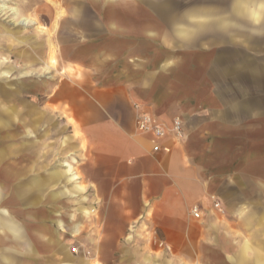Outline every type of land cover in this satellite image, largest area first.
<instances>
[{"label":"crops","instance_id":"1","mask_svg":"<svg viewBox=\"0 0 264 264\" xmlns=\"http://www.w3.org/2000/svg\"><path fill=\"white\" fill-rule=\"evenodd\" d=\"M70 4L79 8L59 31L70 72L60 65L47 102L66 120L72 140L63 142L73 141L78 160L59 159L47 177L26 178L22 168L21 191L8 192L15 172L0 170V264L130 260L109 246L137 241L142 224L172 248L173 264H264V0ZM0 34L17 32L0 23ZM41 51L21 54L39 61ZM9 62L0 58V162L17 158L14 140L30 146L29 116L37 114L6 95ZM142 112L168 127L180 118L184 138L159 139L154 152L153 137L136 127ZM69 198L78 208L58 214L54 203ZM93 206L98 241L87 239L89 257L74 256L54 227L82 237ZM136 250V262L158 260Z\"/></svg>","mask_w":264,"mask_h":264},{"label":"rangeland","instance_id":"2","mask_svg":"<svg viewBox=\"0 0 264 264\" xmlns=\"http://www.w3.org/2000/svg\"><path fill=\"white\" fill-rule=\"evenodd\" d=\"M71 2H80L85 5L84 0H0V7H5V10L0 12V23L17 32L12 38L0 34V58L2 56L9 57L10 62L6 64V68L12 72V76L9 78L11 91H8L6 95L11 99L21 97L37 110V114L29 116L32 123H30L28 128L34 134L27 139L30 142V146L23 150L20 147L19 140H14L12 146L17 158H10L0 162V170L7 166V171L15 172V175L12 173L13 180L5 186L8 192L13 190L21 191V179L23 176L19 174L22 168L27 170L26 178L29 175L31 176V174L38 173L47 177L52 167L60 163L61 160L59 159L68 158L71 153H74L75 159H77V151L74 150V146L71 144L73 141L68 142V146L63 142L65 138L72 140L66 120L48 111L52 107L47 102V93L54 85V75L59 76L60 65H62L60 60L62 44L67 40L65 37H62L61 40L59 31L65 26L69 27L71 23L64 21V19L69 18L71 11H76L79 8L76 4H70ZM26 19L29 22L27 25L20 23V21ZM44 43L45 56L43 57ZM34 46L36 48L40 47V50H42L40 60L33 61L30 59L28 61L27 56L25 57L21 52L32 51ZM7 49H9L8 53ZM11 50H14L13 55ZM25 72H27V75H24ZM62 72L63 76L70 72L69 67L63 68ZM12 127L15 131L14 134L18 135L16 126L13 125ZM35 139L37 142H35ZM22 157H24V160L20 159ZM74 165L75 171L78 172L76 163ZM74 201L69 198L61 199L54 203L55 207H58V214L64 215L69 212V209L78 208L76 206L78 204H75ZM18 202L19 200L17 205ZM19 206L22 205H15L14 210H17ZM47 207L52 210L51 205ZM88 208L94 209V212L87 218L88 229L82 237L73 238L70 234L63 233L62 230L53 226L57 230V235L61 236V239L68 241L70 253L77 257H89V249L94 248V245L89 244L87 239L96 237L95 243L98 241L99 235L97 231H99L100 227L97 229L95 226L97 224L96 220L101 217V213L96 210V206ZM24 214H27V211H24L23 214L21 213V215ZM135 236L137 241L141 239L139 243L134 240L133 243H122L121 245L119 244L120 246L111 244L108 250L111 254L126 253L131 258L130 260H123V255L119 257L117 255L116 258L108 260L97 259L95 264H173L172 248L161 242L155 230H150L148 226L142 224L141 227L137 228ZM149 242L151 243L149 244ZM138 248L141 255L147 251L152 254H158V260L156 262L134 261V253ZM163 252L166 253V257L161 255ZM91 256L93 257L94 255L92 254ZM21 263L22 261L19 259L18 264Z\"/></svg>","mask_w":264,"mask_h":264},{"label":"built area","instance_id":"3","mask_svg":"<svg viewBox=\"0 0 264 264\" xmlns=\"http://www.w3.org/2000/svg\"><path fill=\"white\" fill-rule=\"evenodd\" d=\"M136 127L140 134L150 135L153 137V151L158 152L162 149L160 143L157 140L167 137H173L177 139L184 138V126L180 118L174 119L172 126L168 127L165 123L161 122L156 116L150 113H140L136 118ZM167 150V149H166ZM219 208V205H215ZM193 217L196 220L201 218V213L198 207H194L192 210Z\"/></svg>","mask_w":264,"mask_h":264},{"label":"bare ground","instance_id":"4","mask_svg":"<svg viewBox=\"0 0 264 264\" xmlns=\"http://www.w3.org/2000/svg\"><path fill=\"white\" fill-rule=\"evenodd\" d=\"M5 7L4 6H1L0 7V12H3L5 9H4ZM20 23H23L24 25H27L29 22H28V20L26 19V20H22V21H20ZM5 214V213H4ZM69 243L68 244H66V250H69ZM75 254V253H74ZM70 257V256H69ZM96 263V262H95ZM59 264H87V263H85V262H81V261H75L73 258H70L69 260H65V261H62L61 263H59Z\"/></svg>","mask_w":264,"mask_h":264}]
</instances>
